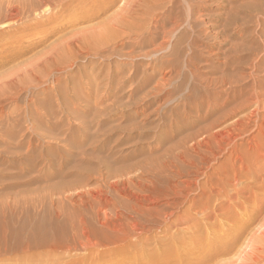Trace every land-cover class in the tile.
I'll return each instance as SVG.
<instances>
[{
  "label": "rangeland",
  "instance_id": "374dc122",
  "mask_svg": "<svg viewBox=\"0 0 264 264\" xmlns=\"http://www.w3.org/2000/svg\"><path fill=\"white\" fill-rule=\"evenodd\" d=\"M211 1L208 0L204 3L206 10L203 8L201 13L205 16L202 15L201 19L199 18V23L195 22L196 25L199 24L197 26L194 24L196 27L195 33L193 28L186 26L188 30L184 31L183 37H180L182 35L177 33L178 35L173 34L167 38L169 40L167 45L165 44L167 50L162 49L160 51L157 48L162 37H133L130 39L128 37H118V35L116 37L113 30L110 32V37H103L104 39L102 37H87V43L85 44V46H100V49H103L102 52L115 47L117 50L113 54L94 57L86 54V49H84L81 55L74 60V66H69L68 69L65 68L66 70L50 72L52 64L54 63V66H56L55 61L61 60L69 52L67 49H60V53L54 54V59L52 57L55 61L51 59L52 61L47 64H45L44 56L46 55L44 54L51 53L52 50L50 49L61 40L64 43L66 38L67 40L71 38L59 37V39L53 37V39L47 41L48 43L41 44L40 47L38 46L31 52L29 51L20 59L21 61L18 60L16 64L12 63L13 65L9 64L7 67L5 66L6 68L1 69L0 78L3 75L8 76L15 70H24L34 62L36 72H33L32 76H27L25 80L29 82L32 79L29 77L37 76L41 72H45V78L37 81L38 84L32 89L33 92H29V89L21 91L17 101L7 99L4 102L2 116H0V264H71L73 262L92 261V255L84 251L75 252L72 254L73 256H66L59 260L45 261L42 256L47 252V245L37 246L33 242L30 246H27L26 239L20 234L17 236L19 233L17 231L24 223L28 226L41 221L55 224L60 220L58 222L60 223V231H65V240H71L73 226L67 218L79 217L80 213L83 212L69 195L76 194L80 189L93 193L98 188L102 190L106 187L105 191H107L109 189L108 185L97 178L101 171L108 169V172H110L111 170L130 167L150 168L152 171L147 174V177H151V181H154L135 183L134 189L138 185L136 192L141 193L143 196L155 190L159 194H163V197L169 201L171 198L166 196H170L171 191L167 189H170L172 185L177 184L188 187L187 184H191L187 178L192 177V175L189 176L188 172L191 170L190 158L193 153L189 148H183L179 141L197 128L194 123L198 116V110L196 109L198 105L203 104L201 111L203 114L209 104L220 103L223 99L213 101L215 87L206 83L196 84L194 82L188 68V55H194L190 61L191 65L194 69L199 70L202 75L215 77L226 72L229 75L244 77L243 83L240 82L242 85L239 84L236 91L226 89L224 96H232L233 101L241 100V98L248 95L256 83L264 88V14L263 11H258L261 14L254 10L250 11L255 5L260 6V4L262 10H264V3L262 2L264 0H247L250 1L248 3L245 0H238V3H236L238 7L235 4L230 5V3L226 5V0ZM243 1L246 8L243 7ZM255 1L258 3L261 1V3L256 2L257 4H255ZM50 8L49 11L43 12V14H52L55 10L52 6ZM183 8L181 11L186 15V7ZM110 12L92 22L82 23L79 28L97 24L98 21H101L100 19L103 20L108 14H111ZM216 15H219L218 18H220L217 22L213 19ZM210 17L211 19H209ZM255 18L259 20L256 21ZM220 23L221 25H219ZM222 23L227 24V32L224 31V35L223 33L222 35L216 34L223 28ZM214 24L219 26L215 27ZM11 28L7 27L6 29ZM200 30L203 32L198 33ZM50 44L53 45L50 47ZM155 47L157 49L154 50ZM48 50L50 51L48 52ZM149 52L152 54L147 55V53L150 54ZM71 54L69 53V55ZM37 56L42 57L38 58ZM48 64L50 65L48 66ZM255 65L257 66L255 67ZM47 66L50 69H47ZM161 66H164V68L162 69ZM163 72L167 73L168 76L172 75L173 80L162 86V89L156 88V81ZM43 75L40 74V76ZM255 81L257 82L254 83ZM34 82L36 81L34 80ZM262 98L264 102V96ZM28 109L33 113L32 120L27 117L26 111ZM95 115H98L97 118ZM100 119V122L103 123L99 130ZM115 125L117 127L121 125L128 128V130L124 131L118 128V131ZM112 128L117 130L109 132L108 130ZM183 150L187 156H185L184 161L178 162L177 167L179 169L175 168V171H168L167 164L172 154ZM225 158H228V154L221 158L215 164V167L224 162ZM186 159H189V161ZM262 162L264 160H261L257 166L260 167L261 164V167H264ZM247 175L245 174V176ZM194 177H192V180H194ZM197 177H195V180L198 179ZM248 178H250V175ZM143 179L146 180L147 178ZM117 180L116 177H113L109 182ZM206 180L202 177L199 182L204 183ZM250 181L253 184L256 183L254 187L258 189L264 183V176L259 180H251L250 178ZM149 182L154 183L157 186L154 187L157 189H153V185ZM248 183L242 178L239 179L240 186ZM192 187H195L194 181L191 184ZM255 189L249 188L250 191L246 190L242 195L236 197L235 201L240 206L238 204H235L237 206L233 205V210L229 212L232 215L244 216L253 209L252 207H258L256 221L250 226V230L262 229L264 225V191L263 193L260 192L259 199L252 200V196L258 193ZM228 190L230 194L233 193L231 187H228ZM192 191H188L190 199L195 194V190ZM164 198L160 197L161 200L157 203H145L143 206L153 208L157 205L159 209H166L168 212L174 211L176 213L173 212V218L164 213L156 216L154 211H149L150 220L143 226L148 229V232L141 235L137 234V237L129 236L122 240L119 239L120 234L118 231L102 227L100 219L98 220L96 216L93 217L94 214L89 211V215L85 217L93 240L100 245L114 246L119 249L131 245V251L126 256L127 264H133L130 259L134 258L135 260L132 262L142 258L144 260L146 258L162 259L161 250L167 247L176 250V252L179 251L176 258H183L186 261H188V258L192 261L203 258L202 254L205 255L206 250L209 248L212 252L216 251L221 241V235L215 236L213 229H209V226H214L215 223L221 226L223 222H226V216L224 215L223 219L222 215L213 214L211 217L198 215L195 219L190 220L187 218L186 220L183 210L187 208L188 204L184 201L185 199L177 198L179 201L184 202L181 203L182 207L170 208ZM23 200L26 202L29 200L28 204ZM122 200L126 206H130V201L128 202L124 198ZM213 200L217 204L224 201V197L218 198L213 195L209 203H213ZM107 210L100 213L101 218L105 216L103 220L108 219V217L114 219L115 210L118 213L123 212L121 206H118L117 209L114 208V210H112V207ZM125 215L129 221L135 220V216L131 212ZM178 215L181 216L177 217ZM167 216L170 223L165 222ZM77 221L78 218L76 224ZM197 228L202 232L198 238V248L194 246L192 236ZM246 242L247 238L242 237L236 249L228 253L217 254L212 260L207 253L205 255L206 262L249 264L247 261H240L242 254H239ZM149 251L153 254L148 257ZM118 253L122 255L123 252ZM37 254L40 256V261L36 260ZM114 257L115 255H107L99 257L100 259L97 258V260L110 262ZM263 262L262 260L256 261V264H264Z\"/></svg>",
  "mask_w": 264,
  "mask_h": 264
},
{
  "label": "bare ground",
  "instance_id": "6f19581e",
  "mask_svg": "<svg viewBox=\"0 0 264 264\" xmlns=\"http://www.w3.org/2000/svg\"><path fill=\"white\" fill-rule=\"evenodd\" d=\"M207 1L208 0H0V71L5 66L7 67V65L9 64H16V62L22 59V57H24V55L27 54L29 51L31 52V50H34V48H38V46L41 44H46V42L51 38L53 39V37L71 38L68 40L66 38V40H64V43L62 42V40L60 41L62 43L58 41L59 43L57 45L55 44L54 47L50 49L53 52L48 50V52L50 51L51 53L44 54L46 55L44 56L45 64H47L49 61H52L55 56L54 54H59L60 49H67L68 52L72 54L69 55L68 53L69 56L66 54L61 60H57L58 62L53 60L56 62V66H54L53 63L50 72L55 70H63L69 66H72L75 63L74 60L81 55V52L84 49H86V54L94 57H96L97 55L98 57H104L108 54H113L117 50V48L115 47H111L108 51L102 52L103 49L101 50L100 46H85L88 39L87 37H110V32H112L113 30L116 33V37L117 35L118 37H128L130 39H132L133 37H162L161 42L158 43L157 48L160 49V51L162 49L164 50L166 49L167 41H169L167 38L171 37L173 34L176 35L177 33L184 35V31L188 30L186 29V26L193 28L195 33V26L199 25H196L195 22H198L199 18L202 17L203 14L201 12H203V8L206 10V6L204 5V3ZM215 1L217 2V0ZM246 1L247 0H245V2ZM210 2L212 1L210 0ZM225 2H227L226 5H228L229 3L230 5H236V3H238V0H226ZM248 2L250 1H247V3ZM256 2L257 1H255L254 3L257 4L258 2ZM262 2L264 3V1ZM51 6L55 11L50 15L43 14V12L45 13L49 11L51 9ZM236 6L238 7V5ZM183 7H186V15H184L181 11L182 9H184ZM243 7H245V4ZM247 7L249 8V6ZM262 9L263 8H261L260 4V6L255 5V7H253V9H251L250 11L254 10L257 13H259L258 11H263L264 14V10ZM109 12L111 14H108V16L106 18H103V20L100 19L101 21L97 20V24H93L92 26L85 28H79L82 23L92 22L105 14L107 15V13ZM216 16H214L213 19L217 22V20H220V18H218L219 15L217 17ZM227 17L225 18V20L227 19ZM209 19H211V17ZM255 20L257 21L259 19L255 18ZM258 22L260 23V21ZM216 25L215 27H218L219 25H221V23L218 26ZM222 25L223 28L220 27L222 29L216 34L222 35L223 33L224 35V31H226V28L228 26L227 24L223 23ZM7 27L12 28L6 29ZM200 32L203 31H198V33ZM183 35L180 37H183ZM193 43L195 44L194 41ZM52 45L50 44V47ZM157 48L155 47L154 50ZM151 54L152 53H147V55ZM188 56V68L194 82L196 84L206 83L207 85L215 87L216 90H214L213 92V101H219L220 99H223L220 103L215 102L214 105L209 104V107L206 111H204L203 114L201 113L203 104L201 103V105H198V108H196L198 110V116L196 117V122L194 123V126H197V128L193 132L188 133L184 138L179 141L180 145L183 148H189L193 153V156L191 155V158L189 157L191 163V170L188 172V174L189 176H199L200 178L197 177L198 179L195 180L194 177V180H192L193 178L189 177L187 178V180H189L191 184H193L194 181L195 187L191 188V184H187L188 187H185V185L179 186L173 182V184L175 185H172L170 189H167L171 191V195L166 196L171 198V200L169 201L167 200V198L163 197V194L160 193V196V194L155 190H152V192H148L143 196L141 195V193L136 192V189L139 187L138 185L137 188L135 187L134 189L133 186H135V183L141 181H154H151V177H147V174H150L152 171L150 168L144 169L143 167H130L121 168L113 171L111 170L110 172H108V169L106 171H101L98 177H96L104 181V183L108 185L107 187L109 189L107 191H105L107 189L106 187L102 190L98 188L93 193L87 191L85 192L79 188L81 191L79 190L77 191V193L74 192L76 194L69 195L70 198H72L73 202L78 204L81 212H83H79L80 215L76 218L72 216L73 218L68 217V219L66 217L67 220H70L71 226H73L71 240H65V231H60V223H58L60 220H58V222L56 223L54 222L55 224L41 221L28 226V224L26 225V223H24L17 231L19 232L17 236H19L20 234L23 236L24 239H26L27 246H30L33 242L37 244V246L47 245V252L44 256H42L43 260L48 262L52 260H59L63 257L71 256L75 252L84 251L92 255V261H82L77 263L73 262L71 264H127L126 256L131 251V245L124 246L122 249H119L115 248L114 246H103L100 245L98 242H95L91 236V231L85 216H88V213L92 212L94 214L93 217L96 216L98 220L100 219L99 221L102 227L111 228L116 232L118 231L120 234V240L129 236L137 237L139 234L141 235L142 233L148 232V229H145L143 226L147 221L150 220L148 216L149 211H154V214H156V216L164 213L168 214L169 217L172 216L173 218L174 211L168 212L166 211V209H159L157 205H155L153 208H147L143 206V204L145 203H157L161 200L160 197H162L167 200V205L170 208L182 207L181 205L184 202L179 201L177 198H184V201H186V203L188 204L187 208L183 210V214L186 216V220L187 218H189L190 220L195 219V217L198 215H206L207 217H211L213 216V214L217 216L222 215L221 217H223L224 215L226 216V222H223L221 226H218V223H215L214 226H209V229H213V233L215 234V236L221 235V241L218 247L216 248V251L212 252L211 248L206 250V254L208 253V256L211 257V260L214 259L217 254L225 252L228 253L229 251L236 249V247L238 246V242L242 237H244L247 238V242L244 243L243 250L239 253L242 254V256L240 257V261H247L249 264H256V261L260 260L264 261V225L262 229L259 228V230H250V226L256 221L257 214L259 211V209H257L258 207L255 208L256 206L253 205V209L244 216L241 215L242 213L240 214L241 216H237L238 214H229L230 210H233V205H239V203L235 201L236 197L242 195L244 192H246V190H249V188L255 189L254 186L256 183L253 184L250 181V178L251 180H259L264 176V167H261V164L260 167H258L259 165L257 166V164L260 163L261 160H264V102L262 98L264 96V88H262L261 85L256 83L257 81H255L254 83H256V85L252 87L251 92L249 91L248 95L241 98V100L233 101L232 96H224L227 91L226 89H233V91H236L238 89L237 86L243 83L242 80H244V77L240 76L239 74V77L235 75H229L226 72H223V75L221 76L218 75L215 77L202 75L199 73V70L194 69L191 65L190 61L192 60V57L194 55L191 54ZM37 57L41 58L40 56ZM50 64H48V66ZM20 65L18 66L20 67ZM48 66L47 69H50L48 68ZM256 66L257 65H255V67ZM163 68L164 66L162 67V69ZM35 70V63L32 62L24 70L18 69L17 71L15 70V72L9 74L8 76L3 75V77L0 78V116H2L1 114L5 104L4 102L7 99L17 101V98L19 94H21V91L29 89V92H31L35 85L38 84L37 81H41L42 78H45L44 69V73H40L44 74L43 76H40V74H35L37 76L29 77L32 79L31 81L28 80L29 82H27L25 80L26 77L30 75L32 76L33 72H36ZM46 73L48 74L47 71ZM47 74L46 76L49 77ZM34 80L36 82H34ZM172 80V75L168 76L167 73L163 72L160 75L159 79L156 81V88H161L167 83L169 84V82H171ZM230 104L231 106H229ZM26 113L29 120H32L33 113L31 112V110L28 109ZM98 113L100 114V111ZM100 121L101 119L99 120L98 124L99 130L102 127L103 123ZM227 121L229 122L226 123ZM118 128L123 129L124 131L128 130V128L122 127L121 125L118 126L117 129ZM117 129L112 128L108 131L113 132ZM187 145L188 147H186ZM184 152L185 151L183 150L182 152H176L172 154L167 164L169 168H167L168 171H175V168L179 169V167H177L178 162L184 161L185 156H187ZM226 154H228V158H225L224 162L220 163L218 167H215V164L219 162L221 158H223ZM186 160L189 161V159ZM213 170L214 172H212ZM138 171L141 172L139 173ZM245 174L248 175L245 176ZM249 175L250 178H248ZM113 177H116L118 180L109 182V180ZM202 177L207 179L204 183L199 182V179H201ZM143 178L147 179L144 180ZM241 178L244 179V181H248L249 183L240 186L239 179ZM150 184L153 185V189L157 187L156 185H154V183ZM228 187L232 188V194L229 193ZM189 190H193L192 192H194L195 190L194 197H192L191 199L190 197H188ZM257 191L258 193L252 196V200H257V198L259 199L260 192L263 193L264 191V183L258 187ZM213 195L218 198L224 197V201H220L216 204L213 200V203H209V200ZM122 198H124L128 202L130 201V206H126L123 203ZM28 201L24 202L28 204ZM250 201L248 202L250 203ZM118 206H121L123 208V212L118 213L117 210H115V214L112 210H114V208L117 209ZM111 207L112 210L110 211L114 213V219L112 217L111 219H109L108 217V219L103 220L105 216L103 218L100 217L101 211L106 212L105 210ZM60 211L62 210L60 209ZM129 212H131L135 216V220L129 221V219L125 215ZM68 215L71 216L70 214ZM168 216L165 218V222L169 221ZM179 216L181 215H178L177 217ZM77 218L78 221L76 224ZM201 233L202 232L200 231V229L197 228L192 235L194 240V246L196 248H198V238ZM118 252L123 253L121 255ZM148 253V257L153 254V252L151 251H149ZM161 253L163 255L162 259L155 260L156 258H146L145 261L144 258H142L140 260H137L136 262H132L135 260L134 258L132 260L130 259V262L133 264H217L216 262L207 263L205 259L206 254H202L203 258L198 259L196 257L197 259L195 261H192V259L189 260V258L187 259L188 261H186V259H184V261L183 258L180 259L178 257L179 260L178 258H176L179 251L176 252V250H171V248L169 247L162 249ZM107 255H115V257L110 262H103L101 260H97V258L100 259L99 257ZM36 256V260L40 261L41 259L39 258V254H37ZM28 260H30V258H28Z\"/></svg>",
  "mask_w": 264,
  "mask_h": 264
}]
</instances>
